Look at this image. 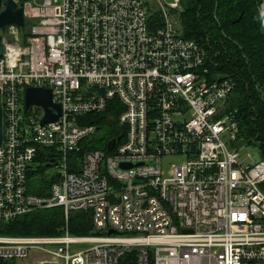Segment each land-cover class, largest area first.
Wrapping results in <instances>:
<instances>
[{"label":"built area","instance_id":"obj_1","mask_svg":"<svg viewBox=\"0 0 264 264\" xmlns=\"http://www.w3.org/2000/svg\"><path fill=\"white\" fill-rule=\"evenodd\" d=\"M23 6V26L0 28V222L62 206L66 225L0 235V261L264 264V155L243 151L234 78L183 33L181 0ZM28 86L52 88L58 120L26 108ZM171 156L182 159L165 168ZM74 210L91 212L90 233L70 231Z\"/></svg>","mask_w":264,"mask_h":264},{"label":"trees","instance_id":"obj_2","mask_svg":"<svg viewBox=\"0 0 264 264\" xmlns=\"http://www.w3.org/2000/svg\"><path fill=\"white\" fill-rule=\"evenodd\" d=\"M181 5L184 34L203 41L216 71L234 78L232 102L239 109L243 134L264 152V10L258 0H181ZM98 141L102 143L103 136ZM32 182L40 185L45 181L35 178ZM65 216L62 206L38 208L4 223L2 229L60 233ZM68 221L74 234L92 230L90 211H71ZM121 264H136L135 253L124 254Z\"/></svg>","mask_w":264,"mask_h":264},{"label":"water","instance_id":"obj_3","mask_svg":"<svg viewBox=\"0 0 264 264\" xmlns=\"http://www.w3.org/2000/svg\"><path fill=\"white\" fill-rule=\"evenodd\" d=\"M24 1L26 0H0V28L16 25L23 26L25 24ZM3 54L2 36L0 34V57ZM26 108L29 109L33 104H40L43 107V113L40 116L42 124L58 120L61 115V105L54 101L53 90L44 86H28L26 88ZM3 108L1 103L0 89V146L4 140L3 127ZM118 136L109 141L108 146L112 148L115 145ZM111 232L114 229L110 230Z\"/></svg>","mask_w":264,"mask_h":264},{"label":"rangeland","instance_id":"obj_4","mask_svg":"<svg viewBox=\"0 0 264 264\" xmlns=\"http://www.w3.org/2000/svg\"><path fill=\"white\" fill-rule=\"evenodd\" d=\"M168 1H174V0H168ZM183 7V6H182ZM176 9H179V8H176ZM181 10L182 8H180V10H176L174 11L177 15L180 16V13H181ZM180 28L181 30L183 31L184 33V30H183V24L181 22V18H180ZM110 131V127L108 126V124L105 122V124L103 125V127L99 130L98 134L103 136V142L104 143V140L106 141V138H107V134L108 132ZM109 135V134H108ZM247 141H249V139L247 137H245ZM259 147L256 143H251L250 141L248 142V145L244 148V152H247V151H251L257 158L261 156V154H263L264 152H262L261 150L259 151ZM260 152V153H259ZM181 157L179 156H171V157H167L165 158L164 160V167L165 168H171L172 165H175V164H178L180 161H181ZM45 208V207H43ZM3 222H0V235H7V234H18V235H38V234H45V235H48V234H56V233H46V232H30V233H15V232H5V230H3L2 228H4L3 226ZM65 225H66V216H65ZM79 235V234H78ZM85 235V234H84ZM89 244H81V245H76L75 248H79V249H82V248H85L86 246H88ZM35 257H37L36 254H32L31 257H29V259H27V261L29 260H33ZM0 264H26V260H22V259H18V258H15V259H8V260H3V261H0Z\"/></svg>","mask_w":264,"mask_h":264}]
</instances>
